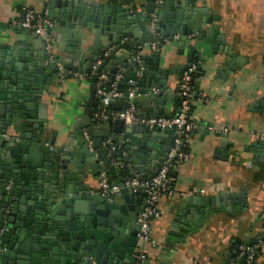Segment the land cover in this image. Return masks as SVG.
<instances>
[{"label": "water", "instance_id": "obj_1", "mask_svg": "<svg viewBox=\"0 0 264 264\" xmlns=\"http://www.w3.org/2000/svg\"><path fill=\"white\" fill-rule=\"evenodd\" d=\"M157 1L147 0L140 9L139 0H125L121 5L46 0L44 15L54 23L48 33L62 31L67 39L71 37L64 53L48 59L43 39L42 45L35 47L32 36L20 32L14 52L4 57L0 54V264H108L112 260L131 264L137 218L144 205L135 201L134 193L121 179L113 182L120 187L123 203L92 194L87 182L98 180L102 168L112 175L115 167L109 155H117L109 154L103 146V141L113 136L111 132L94 128L90 118L97 76L105 65L111 64V83L119 69L124 68L117 84L122 95L110 99L108 111L125 110L130 103L137 106L142 99L149 104L146 111L138 106V119L129 127L124 128L122 119L113 120V131L126 140L125 162L130 176L149 178L158 171L169 150L172 134L169 131V140L157 144L156 139L167 130L144 125L139 119L170 114L164 109L167 101H173L170 94H165L169 76L181 73L201 57L199 43L213 42L212 30L206 27L213 17L205 6H195L194 0H176L175 6L170 0ZM52 5L56 8L51 13ZM156 30L168 40L175 34H194L192 39L178 43L179 47L188 48L185 64L177 60L173 66L160 64L163 41H158L157 50L150 56L140 61L131 59L137 46L152 41ZM23 36L25 45L20 43ZM124 36L130 39L122 41ZM91 38L92 46L83 48ZM99 58L102 61L91 75L90 94L73 132L57 144L56 134L49 136L44 120L38 117L40 101L51 85L59 86L61 72L82 73L77 67L87 62L91 65ZM74 61H78V66H73ZM152 87H158L159 93L154 95ZM127 90L135 91L132 99ZM83 131L91 139V148ZM72 140L77 143L70 150ZM115 141L114 138L112 142ZM230 196L235 195L223 194L222 201ZM199 200L205 201L195 199ZM207 201L213 205L216 202Z\"/></svg>", "mask_w": 264, "mask_h": 264}, {"label": "crops", "instance_id": "obj_2", "mask_svg": "<svg viewBox=\"0 0 264 264\" xmlns=\"http://www.w3.org/2000/svg\"><path fill=\"white\" fill-rule=\"evenodd\" d=\"M45 1L0 0V54L3 57L17 48L20 32L32 36L35 47L42 45V38L23 29L19 21L23 5L37 16L46 17ZM88 1L106 5L125 2ZM146 1L139 0L140 9ZM169 3L175 6L177 1L170 0ZM194 4L205 6L213 17L212 23L206 25L212 30L213 42L199 43L202 55L190 64L195 66L192 83L196 90L190 115L200 128L186 139L188 159L174 166L171 192L159 198V213L150 221L151 237L156 247L148 249L144 264H241L242 259L234 258L237 246L256 240H260V244L254 264H264V0H194ZM54 8L56 6L50 7L51 13ZM151 17L155 19L156 15L152 13ZM53 26L54 23L50 28ZM193 36V33L175 34L172 40H168L156 30L152 41L142 46L140 60L150 56L157 50L158 41H163L160 64L173 66L176 60L185 64L188 48L185 45L179 47L178 43ZM47 37L52 45L48 59L53 54L61 56L71 41V37L67 39V34L62 31L48 33L47 30ZM22 39L20 43L25 45V36ZM129 39L124 36L121 40ZM93 40L89 39L83 48L92 46ZM92 64L87 62L81 68L77 67L83 70L82 73L69 71L64 75L61 72L59 86L51 85L49 93L40 101L38 117L44 120L49 136L56 134L57 144L69 138L77 116L85 107L90 94L93 72L88 71ZM73 66H78V61H74ZM104 68L110 70L112 65L107 64ZM180 75L174 72L169 76L165 94H170L173 101L165 103L164 109L170 111L165 116L173 115L178 108L176 89ZM109 76L107 72V82ZM97 102L95 97L90 113L94 128L108 130L114 137H119L113 131V120L106 124L93 119ZM138 106L146 111L149 104L142 99ZM20 131L22 136L23 128ZM169 131L161 133L155 143H166ZM85 139L91 148L90 137ZM76 143L72 140L68 149H74ZM103 146L106 149L104 141ZM112 157L109 155L111 164ZM103 174L115 181L121 178L116 168L112 175L102 168L98 180H87L91 184L90 192L96 196H101L99 180ZM126 174L130 176L127 165ZM199 189L204 192L199 193ZM223 194L235 196L222 201ZM197 198L205 201H195ZM134 199L143 204L137 195ZM209 199H215V205L207 201ZM114 201L123 203L120 192Z\"/></svg>", "mask_w": 264, "mask_h": 264}, {"label": "built area", "instance_id": "obj_3", "mask_svg": "<svg viewBox=\"0 0 264 264\" xmlns=\"http://www.w3.org/2000/svg\"><path fill=\"white\" fill-rule=\"evenodd\" d=\"M19 25L23 29L31 31L44 39L45 49L48 53L50 52L49 54L52 53V45L50 41L47 40V30L53 25V23L48 18L37 16L32 9L23 5L21 7ZM152 46H154V44H152ZM141 50L142 46H137L132 55V58L135 61H140ZM99 63L100 61L92 64L90 74L96 69ZM141 71L142 67H140L138 75H140ZM194 71L195 66H190L181 72L180 80L176 89V94L179 97V104L173 115H153L139 119V122L144 125L150 127L156 126L166 130L168 129L172 134L171 146L155 174L145 179L127 175L125 162V158L127 157V149L125 147L126 140L121 135L119 137L109 136L104 140L107 152L109 154L112 152L117 153V155L112 157V165L117 171H119V173L124 174L121 177L122 183L129 187L134 195L140 197L144 205L137 218V241L135 250L132 254L131 264H144L148 257V249L156 247V243L151 237L150 221L159 213V198L169 194L172 190V184L175 179L173 174L174 166L188 159L186 139L191 133L200 128L199 123L190 115L192 103L196 96V90L192 83ZM120 78L121 71H118L114 75L109 87H106L107 73L100 71L98 74L95 85V95L98 99V107L93 115L95 121L122 119L125 127H128L133 120L138 119L136 117L137 107L134 103H130L127 109L121 111H108L106 109V105L111 98H120L122 95V93L117 90V81ZM151 91L156 94L159 92V88H151ZM134 95V90H130L127 93L129 99H132ZM84 135L85 137H88L86 133H84ZM114 138L116 141L112 142ZM11 184L10 181L7 186L9 187ZM99 192L104 199L112 202L114 201V197L119 194L120 187L117 182H111L108 175L106 176L103 174L99 180ZM198 192L203 193L204 189H199ZM259 244L260 240L248 244H239L238 257L242 259V262L244 261L243 264H254ZM108 264H117V261L112 260ZM229 264L235 263L231 262Z\"/></svg>", "mask_w": 264, "mask_h": 264}, {"label": "trees", "instance_id": "obj_4", "mask_svg": "<svg viewBox=\"0 0 264 264\" xmlns=\"http://www.w3.org/2000/svg\"><path fill=\"white\" fill-rule=\"evenodd\" d=\"M105 66H106V65H105ZM89 72H90V71H88V73H89ZM101 72H105V73H107V72H109V70L103 67L102 70H101ZM106 87H109V83H108V82H106ZM97 105H98V102L94 104V110H95V108H96ZM123 175H124V174L121 173L119 176L122 177ZM110 178H111V177H110ZM110 178H109V179H110ZM120 179H121V178H120ZM110 181L113 182L114 180H112V178H111ZM238 246H239V245H238ZM238 246H237V249H236V253H235L234 258H235L236 256H237V257L239 256V255H238ZM238 258H239V257H238ZM240 259H241V258H240ZM243 263H244V261H243L241 264H243Z\"/></svg>", "mask_w": 264, "mask_h": 264}]
</instances>
